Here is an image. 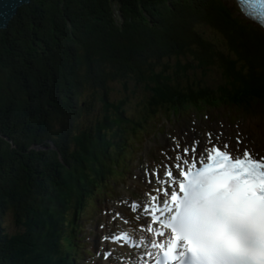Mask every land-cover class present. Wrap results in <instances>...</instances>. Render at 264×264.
<instances>
[{
  "label": "trees",
  "instance_id": "16d2710c",
  "mask_svg": "<svg viewBox=\"0 0 264 264\" xmlns=\"http://www.w3.org/2000/svg\"><path fill=\"white\" fill-rule=\"evenodd\" d=\"M172 56L219 69L247 100L264 90V30L229 0H30L0 29V264L31 263L30 235H42L49 217L37 213L66 189L68 162L99 176L90 145L70 154L67 138L80 129L70 104L83 84L143 77ZM30 219L28 234L12 240L5 221Z\"/></svg>",
  "mask_w": 264,
  "mask_h": 264
},
{
  "label": "snow or ice",
  "instance_id": "6c2138e0",
  "mask_svg": "<svg viewBox=\"0 0 264 264\" xmlns=\"http://www.w3.org/2000/svg\"><path fill=\"white\" fill-rule=\"evenodd\" d=\"M237 2L264 29V0ZM189 132L195 129L169 134L166 162L142 165L147 190L119 201L133 219L119 212L113 218L133 231L103 240L131 248L136 264H264V155L247 144L238 148L239 138L230 148L222 134L208 131L202 141Z\"/></svg>",
  "mask_w": 264,
  "mask_h": 264
},
{
  "label": "rangeland",
  "instance_id": "374dc122",
  "mask_svg": "<svg viewBox=\"0 0 264 264\" xmlns=\"http://www.w3.org/2000/svg\"><path fill=\"white\" fill-rule=\"evenodd\" d=\"M28 2L30 1H27V3ZM19 7L20 5L17 7V9ZM12 16H10V18L8 19L7 24L9 20L12 18ZM188 63L190 64L187 66ZM181 66L182 67L185 66L186 69L188 70L187 73H188V77L190 80H195V82H198L200 79H202L211 87H214L218 82L219 75L215 72H209L206 75L205 74L201 75V73L197 71L193 74V71H190V69L192 68V63L190 60L184 61ZM175 68L176 66L173 65L174 70ZM159 71H160L159 65H155L153 70H151V73L149 76L147 75V70H145V72L143 71L142 74L145 73V76H143L144 84L151 85L153 84V82L156 83L159 78L158 77ZM109 79L106 83L98 84V85L96 83L83 84L84 86H88L87 87L88 89L85 90L84 88H82L80 94H78L77 97H75V100L74 101L71 100L72 104H70V108H72L73 111L75 108L79 107V109L77 110V112L78 111L79 112L77 113L75 119H77L76 122H77V125L80 126V129H78L77 127L74 128L73 132L71 134H68L67 136V138H69L70 140L69 145L71 144V148H72L70 150V154L74 153L75 146H77V144H78L77 151L79 152L84 150L85 144L90 145L87 148V152L90 156V159L96 162V165L98 166L101 173L105 172L106 165L102 163L103 161L102 162L99 161L101 160L102 153L101 152L99 153L98 150L95 148L96 146V147H99L98 149L104 150L103 142H101L100 145H99V142L94 143L95 141H99L98 135L99 134L103 135L104 139L103 137L102 139L105 142H107L108 138H106L105 136L112 137L115 134V132H117V127L119 129L121 128V126H118V125L122 123L123 119L125 120V117H124L125 115H131L136 118H140L141 116L145 115L139 104L143 100L146 101L147 97H149L147 88L144 85L142 86L141 82H139L138 79L137 80L132 79V75L128 76V78H126L125 76H120V78L113 77ZM221 79H223L222 76H221ZM260 104L264 105V103L262 102H254V105L251 104L250 106H255L259 110H262L258 107ZM230 113H235V112H233L232 110H227L226 108L212 112L208 114L209 115L208 123L211 125L214 122L218 123L220 120H223V122L227 123L230 127H233L235 124H240L241 127L245 126V127L251 128L254 131V133L257 132V128L259 129L260 127H263L264 129V120H254L253 124H248L244 122L243 119H240V115L237 114V112L235 113L236 116L229 119L227 116ZM78 117H83L84 121L89 126V130L83 125L82 121ZM192 119H193V114H190L185 119L180 121V124L174 122L172 126L167 125L166 131L173 133L175 129L180 127V125L185 126L188 123H190ZM247 119H249V117ZM147 121H149L148 123H150L152 127H155V125L158 126L159 124L160 125L165 124L166 122L162 116L157 117L155 120L148 119ZM124 124L125 123H123V125ZM125 125H124L123 130L125 132L124 135H127ZM89 138L90 140L91 138L93 139V143H91L90 140H88ZM161 138L162 137H159L158 141H160ZM147 139H150V138H146V141ZM247 142L251 143L249 139L247 140ZM254 143H258L259 145L264 146V144H261L259 142H254ZM90 147H93V149L92 148L90 149ZM52 149H53V146H52ZM142 152L143 150L141 151V153ZM75 155H76L77 160L82 162L81 157L78 154H75ZM71 156H69V158H71ZM60 157H63V155H60ZM60 157L58 158V161H60L61 164L65 165V161L62 162ZM97 158L98 160L96 161ZM82 164H80V166ZM77 166H78V163L72 164V162L71 163L68 162L67 170L64 171L61 177L62 182L66 183V189H60L58 192L59 193L58 196L55 194L51 198L48 199V201L42 206L43 212L40 210V212L37 213L40 217L47 218V216H49L51 211L53 210V206L56 204V201H60V197L68 196L70 192H74V189L77 187V185L80 186L85 182L84 179L87 180L88 176L83 175V170H81L80 166L78 167ZM129 166L130 167L128 168V172L124 173L122 177H120L117 180L115 184V189H113L115 193L112 194L110 197L104 196L102 198H96L97 204L94 210H91L90 213L85 218L101 215V211H103L104 209L105 210L108 209V206L110 205V198L116 197V194L119 193L120 190H122V188H124L129 181L130 174L132 173V161L130 162ZM76 167L77 169L75 170ZM84 172H87V171H84ZM108 182H111V180H109ZM77 193L78 191H76L74 194H77ZM38 207H37V210H38ZM45 210H46V213H44ZM36 215L35 214L32 215L33 220ZM84 219H83V223H84ZM39 221L40 220L38 218V221H35V222H39ZM26 223L30 225L29 222H22L23 227H26L27 225ZM84 226H85V232L83 236H86V239L90 240L91 239V234H90L91 227H89V225L87 224H84ZM40 238H41L40 235H38L37 238L30 239V243H29L30 248L27 246L28 247L27 254L29 255V259H30L29 262H31L32 264H35L33 259H35L36 256L41 251L38 249V241L40 240ZM14 260L16 262H19V258L17 257H14Z\"/></svg>",
  "mask_w": 264,
  "mask_h": 264
},
{
  "label": "clouds",
  "instance_id": "9594fccd",
  "mask_svg": "<svg viewBox=\"0 0 264 264\" xmlns=\"http://www.w3.org/2000/svg\"><path fill=\"white\" fill-rule=\"evenodd\" d=\"M231 1L237 8V10L242 13L248 20H250L244 14V12H242L241 6L238 5L237 0ZM253 23L261 27L258 23ZM209 28L210 27H207L205 33L208 39L212 40V37H214V32L208 30ZM184 61L189 60L174 56L159 60L156 63V65L160 66V71L158 73L159 78L156 83L153 82V84L151 85L144 84V77L132 75V79H138V81L141 82V85H144L147 88L149 93V97H147V100H143L139 104L145 115L141 116L140 118L132 116V127L136 126V124H139L140 121L144 122L148 119L151 120L152 115H154V117L156 118L162 116L166 121L165 124H168L170 120H173L175 118L176 122H180L185 119L181 114L177 113L180 108L184 112H192L191 108H202L203 114H205V117H207L206 121H209L208 114L215 112L218 109L221 110L226 108L227 110H232L233 107L232 105L228 104L229 102H233V105L237 108L239 107L238 109L241 112L246 113V116L249 117V121L246 123L253 124L254 120H263L259 115H264V105L260 104L258 106L262 110H259L257 107L250 105H254V102L264 103V90L261 92V97H259V99L247 100L244 98L242 92L236 87V85H234L232 79L229 78V76L225 75V73H222L219 69L201 66L191 61L192 68L190 69V71H193V74L199 71L201 75H206L209 72H215L219 75L218 82L214 87L209 86L202 79H200L198 82H195V80L189 79L187 73L188 70L186 69V67L181 66ZM178 63H180V66H178ZM189 64L190 63H188L187 66ZM173 65L176 66L175 70L173 69ZM149 75L150 74H148V76ZM221 76L223 79H221ZM222 97H224L225 100ZM205 99H207V101L204 103ZM234 102H236V104ZM235 125L241 127L240 124ZM241 128H244V130L236 129L239 139L242 138V136H244L245 134H250V137L252 138L254 131L251 128L245 126H242ZM257 130H261L260 132L257 131V139L264 142L263 127H260L259 129L257 128ZM241 141L243 143V140ZM254 144L255 150L260 152L261 155H264V146H260L258 143Z\"/></svg>",
  "mask_w": 264,
  "mask_h": 264
},
{
  "label": "water",
  "instance_id": "95a60500",
  "mask_svg": "<svg viewBox=\"0 0 264 264\" xmlns=\"http://www.w3.org/2000/svg\"><path fill=\"white\" fill-rule=\"evenodd\" d=\"M29 0H0V29L5 28L7 21L16 13L17 7Z\"/></svg>",
  "mask_w": 264,
  "mask_h": 264
},
{
  "label": "bare ground",
  "instance_id": "6f19581e",
  "mask_svg": "<svg viewBox=\"0 0 264 264\" xmlns=\"http://www.w3.org/2000/svg\"><path fill=\"white\" fill-rule=\"evenodd\" d=\"M30 1V0H29ZM24 4H27V2H23V3H21L20 4V6H22V5H24ZM18 10V9H17ZM17 10H16V12H17ZM125 125V124H124ZM126 125H127V123H126ZM128 126V125H127ZM221 139L222 140H226L227 139V137L226 136H223V137H221ZM241 140H243V147H244V145L245 144H247V145H249V146H251V147H254L255 146V144H254V142H259V143H261V144H264V142L262 141V140H259V139H252L251 137H250V134H245L244 136H242V138H240ZM249 139V141L251 142V143H249V142H247V140ZM129 141L130 142H132V139H129ZM260 146H263V145H260ZM131 148V147H130ZM120 152H122V150L120 149L119 150ZM107 171H108V167L106 166V170H105V172H103V173H107ZM109 181V180H108ZM102 182V181H101ZM78 195V194H77ZM66 207H64V208H59V209H65ZM67 213H68V211H66L65 212V214L67 215ZM129 219V218H128ZM109 260H112L111 258H109Z\"/></svg>",
  "mask_w": 264,
  "mask_h": 264
}]
</instances>
